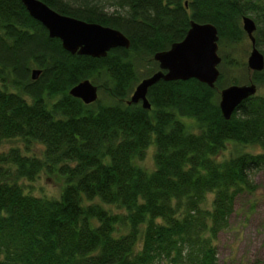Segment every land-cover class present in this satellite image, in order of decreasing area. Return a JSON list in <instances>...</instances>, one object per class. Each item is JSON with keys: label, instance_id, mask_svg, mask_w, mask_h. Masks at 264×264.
Returning <instances> with one entry per match:
<instances>
[{"label": "trees", "instance_id": "obj_1", "mask_svg": "<svg viewBox=\"0 0 264 264\" xmlns=\"http://www.w3.org/2000/svg\"><path fill=\"white\" fill-rule=\"evenodd\" d=\"M42 1L119 29L131 45L100 58L71 54L21 0H0V264H219L218 234L264 168V69L248 67L242 21L255 20L264 53V0ZM192 21L218 29L215 87L161 80L150 109L128 104L159 70L155 54ZM85 79L99 88L91 104L69 94ZM252 82L263 92L225 119L221 91ZM19 139L27 148H4ZM151 147L149 170L139 161ZM42 172L61 181L58 196L27 190Z\"/></svg>", "mask_w": 264, "mask_h": 264}, {"label": "water", "instance_id": "obj_2", "mask_svg": "<svg viewBox=\"0 0 264 264\" xmlns=\"http://www.w3.org/2000/svg\"><path fill=\"white\" fill-rule=\"evenodd\" d=\"M30 15L41 22L51 38H59L65 50L71 54L105 57L113 48H129L130 39L119 29L95 22H88L59 13L42 0H21ZM243 29L247 33L252 48L247 58L251 71L264 69V53L257 47L255 32L257 24L250 16H244ZM219 35L212 23L191 22L190 29L183 40L175 42L168 50L157 52L154 59L159 70L144 78L135 88L128 104L142 102L146 109L151 108L149 89L161 80L197 79L210 87H215L219 77ZM41 69L34 68L32 78L37 79ZM257 85L234 84L221 91L220 108L225 119H231L237 107L257 93ZM70 95L91 104L99 98V88L90 79L73 86Z\"/></svg>", "mask_w": 264, "mask_h": 264}, {"label": "rangeland", "instance_id": "obj_3", "mask_svg": "<svg viewBox=\"0 0 264 264\" xmlns=\"http://www.w3.org/2000/svg\"><path fill=\"white\" fill-rule=\"evenodd\" d=\"M244 52L247 62L250 52V45L247 42L244 44ZM247 74L250 75V72ZM257 92L261 93L263 90L259 88ZM17 145L27 148L20 139L5 142L4 148L7 150ZM31 149L38 156H42L43 148L37 143H33ZM154 152V147L149 148L145 158L139 161L149 170L154 168ZM229 155L231 152L226 150L221 159ZM252 177L256 184L255 191L242 192L237 196L229 227L218 234L216 244L219 264H264V168L253 171ZM61 187L60 180L42 172L32 183V187L27 186V190L37 195L55 197L60 194Z\"/></svg>", "mask_w": 264, "mask_h": 264}, {"label": "bare ground", "instance_id": "obj_4", "mask_svg": "<svg viewBox=\"0 0 264 264\" xmlns=\"http://www.w3.org/2000/svg\"><path fill=\"white\" fill-rule=\"evenodd\" d=\"M32 71H33V70H32ZM38 78H39V77H38ZM38 78H37V79H38ZM32 79H33V78H32ZM37 79H34V80H37ZM69 94H70V93H69Z\"/></svg>", "mask_w": 264, "mask_h": 264}]
</instances>
